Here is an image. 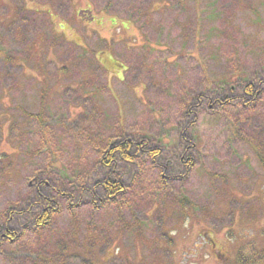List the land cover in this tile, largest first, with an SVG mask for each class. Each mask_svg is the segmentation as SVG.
Segmentation results:
<instances>
[{
  "label": "rangeland",
  "instance_id": "1",
  "mask_svg": "<svg viewBox=\"0 0 264 264\" xmlns=\"http://www.w3.org/2000/svg\"><path fill=\"white\" fill-rule=\"evenodd\" d=\"M72 1L71 21L26 2L48 12L35 45L51 30L61 39L47 72L33 58L22 83L16 70L0 81L11 90L0 93V152L12 161L0 219L16 234L0 264H235L247 243L264 250V0ZM14 34L0 26V49L17 57ZM251 83L258 97L245 106ZM123 137H146L159 155L121 164L126 191L108 201L92 186L97 162ZM37 185L54 211L43 229L24 214ZM14 208L23 215L8 217Z\"/></svg>",
  "mask_w": 264,
  "mask_h": 264
},
{
  "label": "trees",
  "instance_id": "2",
  "mask_svg": "<svg viewBox=\"0 0 264 264\" xmlns=\"http://www.w3.org/2000/svg\"><path fill=\"white\" fill-rule=\"evenodd\" d=\"M28 1L29 2L33 1L42 6H47L49 11H52L54 14H56L59 17L62 16V18L65 21H69V20L71 21L72 19L71 11L75 7L77 8L76 2L72 0H28ZM28 1L9 0V3L0 7V10H2L3 8L6 10V15L4 13L3 14L0 13V26L3 27L5 34L9 32L15 33L14 37H12L10 44L11 45L14 44V46H18L21 50L17 57L16 56L13 57L6 50L0 49V61L2 62V67L0 68V81L1 80L7 81L10 78V74H12L14 70H16L17 72L20 71L21 73V74L19 73L18 76L22 83L23 78H25L24 70L25 68L29 67L33 58H35L36 60V62L34 63L35 69L40 68V63H42L40 69L47 72L46 68L48 67V62L46 60V51L49 49L48 45H53L51 48L56 49L58 47L57 42H59L61 39L60 36H58L55 32L51 30L50 35L45 36L44 41L40 37H38L39 44H37L38 46L35 45V41H36L35 37L37 36L35 34H38L36 28L40 27L41 30V27L43 25V23H41L39 20L41 19V16H44L45 21L47 22L48 12L44 10H43L44 12H42L28 8L26 4V2ZM31 33L34 36H31ZM1 34L3 35V32ZM65 42L68 44L67 41ZM35 46L39 48L37 53L41 54L40 58L35 57V55L34 57L31 55L30 51H32ZM43 71L38 70V72L34 74L36 76H42V80L38 82V84L36 83L37 84L35 85L36 87L40 85L42 87L43 82L47 81L45 80L46 73H43ZM60 72L66 73L67 68L62 67ZM31 78L34 81H36L35 77L32 76ZM3 87L0 85V93L5 96L11 90L8 87L7 88H3ZM241 90H242L241 91L242 95L240 96L241 97L240 102L245 106L248 104L250 105L254 104L258 97L257 95L259 91L254 89L253 84L251 83L245 85L242 87ZM43 91L44 89L43 90L41 89V91H39L38 94L43 95ZM90 95L91 94H88L87 98L85 99L91 98ZM245 96L250 97V102L244 101ZM44 101H45L44 98H40L39 101L40 106L44 104ZM87 101L88 100H86L83 104L79 106L80 108L79 112L83 111L84 112L83 115L86 116L88 115L87 112L88 105L85 104ZM195 101L197 103H200L199 98H196ZM227 101L230 102V100ZM218 105L221 104L218 102ZM0 106L5 111L4 104L1 103ZM189 109H191V107ZM91 111L94 112V110H90V112ZM91 115L93 116V114ZM35 117H36L35 118L36 121L40 126L44 125V123L41 120V114H37ZM88 118L91 117L89 116ZM2 125L3 123L0 122V135H1ZM41 133L44 134L43 132ZM7 137L9 142L12 141L11 143H13V141H15V138H13V136L11 135V125L9 126ZM17 144L16 146H18ZM150 145L151 144L149 142V139H147L146 137H142V138L140 137V139H138L137 137L135 138L123 137L118 140L110 141L109 145L104 147V149L101 151L102 155L99 156L97 162L98 170L93 180L94 183L93 181H88L84 189L88 188L91 182L93 183L92 185L93 188H97L98 190H100L104 198H106L108 201H115L119 196H121L126 191L127 188L126 187L127 185L124 182H122V180L119 178V174L117 173L118 169L121 167V164L132 162V160L134 161L137 158L143 160L146 159V160L155 161L158 158L159 149ZM186 160L187 161L184 162V164L187 170V167H191L192 163L190 162V160L188 159ZM11 163H12L11 156L4 152H0L1 180H6L7 171L11 167L12 165ZM48 169L51 171L55 169V162H51L48 165ZM41 175L44 174L41 173ZM42 184L43 183L41 181L38 185H42ZM38 185L33 187L31 196L34 198L31 197L32 200L31 203H30V197L27 199L30 205L26 206L27 209H25L24 214H26L27 218H30V216L32 217V221L34 222L35 229H43L45 226L49 225L50 221L52 220L53 208H52V204H50L51 201L49 200V198L45 196L44 191L39 189L40 186L38 187ZM92 190L90 191L89 195L92 194L93 192ZM15 213L19 215H23V211L20 212L19 209L14 208L9 210L7 216L8 217L13 215L15 216ZM9 221L10 218L0 219V245L2 242H13L16 239V234L12 233L13 230H9L11 227ZM171 244H172V240H169L168 246ZM235 264H264V250L257 249L254 243H247L241 246L240 248H238L235 257Z\"/></svg>",
  "mask_w": 264,
  "mask_h": 264
}]
</instances>
